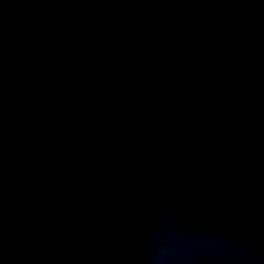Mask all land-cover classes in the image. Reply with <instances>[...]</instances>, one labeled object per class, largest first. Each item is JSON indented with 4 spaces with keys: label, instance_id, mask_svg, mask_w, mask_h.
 <instances>
[{
    "label": "water",
    "instance_id": "water-1",
    "mask_svg": "<svg viewBox=\"0 0 264 264\" xmlns=\"http://www.w3.org/2000/svg\"><path fill=\"white\" fill-rule=\"evenodd\" d=\"M0 264H264V0H0Z\"/></svg>",
    "mask_w": 264,
    "mask_h": 264
}]
</instances>
